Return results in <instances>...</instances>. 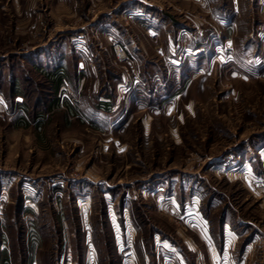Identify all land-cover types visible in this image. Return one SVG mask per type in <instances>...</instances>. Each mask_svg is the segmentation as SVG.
Segmentation results:
<instances>
[{
    "label": "rangeland",
    "instance_id": "obj_1",
    "mask_svg": "<svg viewBox=\"0 0 264 264\" xmlns=\"http://www.w3.org/2000/svg\"><path fill=\"white\" fill-rule=\"evenodd\" d=\"M259 32L264 0H0V264H264Z\"/></svg>",
    "mask_w": 264,
    "mask_h": 264
},
{
    "label": "crops",
    "instance_id": "obj_2",
    "mask_svg": "<svg viewBox=\"0 0 264 264\" xmlns=\"http://www.w3.org/2000/svg\"><path fill=\"white\" fill-rule=\"evenodd\" d=\"M258 34H259V37H261V36H263L264 32L263 33L259 32ZM75 59H76L75 67H80L82 65L81 59H78L77 57H75ZM82 82H83V78H80V77L76 78L75 81H74V91H76L77 94H79V92H80L79 88L81 87ZM66 83H67V78L66 77H59L53 84V90L55 91L57 89L60 90V89L64 88L63 86ZM19 96L20 95L15 94L16 98H20ZM117 103L118 102L115 101V104L113 105L114 108L116 107Z\"/></svg>",
    "mask_w": 264,
    "mask_h": 264
},
{
    "label": "trees",
    "instance_id": "obj_3",
    "mask_svg": "<svg viewBox=\"0 0 264 264\" xmlns=\"http://www.w3.org/2000/svg\"><path fill=\"white\" fill-rule=\"evenodd\" d=\"M76 264H83L82 260H80L79 262H77Z\"/></svg>",
    "mask_w": 264,
    "mask_h": 264
},
{
    "label": "built area",
    "instance_id": "obj_4",
    "mask_svg": "<svg viewBox=\"0 0 264 264\" xmlns=\"http://www.w3.org/2000/svg\"><path fill=\"white\" fill-rule=\"evenodd\" d=\"M120 52V51H119Z\"/></svg>",
    "mask_w": 264,
    "mask_h": 264
}]
</instances>
